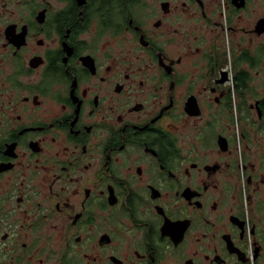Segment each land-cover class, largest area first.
Listing matches in <instances>:
<instances>
[{
	"label": "flooded vegetation",
	"instance_id": "obj_1",
	"mask_svg": "<svg viewBox=\"0 0 264 264\" xmlns=\"http://www.w3.org/2000/svg\"><path fill=\"white\" fill-rule=\"evenodd\" d=\"M0 264H264V0H0Z\"/></svg>",
	"mask_w": 264,
	"mask_h": 264
}]
</instances>
